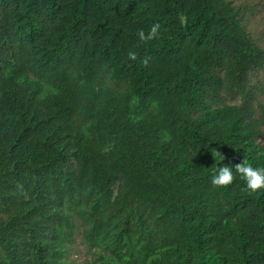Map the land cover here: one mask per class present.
Wrapping results in <instances>:
<instances>
[{"label":"trees","instance_id":"obj_1","mask_svg":"<svg viewBox=\"0 0 264 264\" xmlns=\"http://www.w3.org/2000/svg\"><path fill=\"white\" fill-rule=\"evenodd\" d=\"M263 67L230 0H0V264H69L77 219L90 264H264V189L211 184L264 167Z\"/></svg>","mask_w":264,"mask_h":264},{"label":"rangeland","instance_id":"obj_2","mask_svg":"<svg viewBox=\"0 0 264 264\" xmlns=\"http://www.w3.org/2000/svg\"><path fill=\"white\" fill-rule=\"evenodd\" d=\"M239 10L246 27L255 41L264 49V0H230ZM250 93L255 117L259 118L264 106V67L255 69L250 74ZM226 103L236 106L243 104L240 94H228L225 96ZM264 146V127L259 138ZM118 189V185H114ZM78 229L74 233V239L70 243L69 264H90L97 256V249L87 245L83 231L84 227L79 219L76 220Z\"/></svg>","mask_w":264,"mask_h":264},{"label":"clouds","instance_id":"obj_3","mask_svg":"<svg viewBox=\"0 0 264 264\" xmlns=\"http://www.w3.org/2000/svg\"><path fill=\"white\" fill-rule=\"evenodd\" d=\"M159 27V24H154L147 37H145L144 32L141 30L139 32V38L141 40L155 38ZM131 59H135L134 54L131 55ZM218 159L224 161L225 157L223 155H218ZM234 171L238 174L239 178L245 182L247 190L255 192L258 189H264V167H253L246 161L235 165L234 170L233 167L228 164L217 166L211 177V184L214 187L231 185L234 180Z\"/></svg>","mask_w":264,"mask_h":264}]
</instances>
